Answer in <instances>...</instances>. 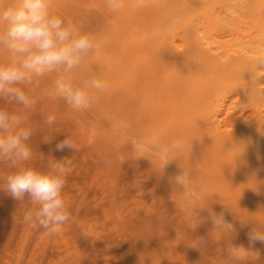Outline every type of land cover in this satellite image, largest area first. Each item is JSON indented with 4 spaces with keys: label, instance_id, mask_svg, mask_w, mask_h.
Segmentation results:
<instances>
[{
    "label": "rangeland",
    "instance_id": "rangeland-1",
    "mask_svg": "<svg viewBox=\"0 0 264 264\" xmlns=\"http://www.w3.org/2000/svg\"><path fill=\"white\" fill-rule=\"evenodd\" d=\"M8 2L0 0V5ZM50 11L75 29L92 34L98 45L64 76L65 82L79 86L85 79L97 78L107 81L109 87L103 92L90 90L97 97L95 102L73 110L63 100L45 95L57 79L51 75L38 87L25 88L37 101L33 108L0 101V108L23 116L34 129L29 166L44 170L52 159L73 160L62 191L71 219L52 235L24 222L25 212L36 206L27 196L16 201L4 191L5 179L13 169L0 163V264H246L251 259L249 254L244 261L235 260L231 246L258 252L261 261L254 264H264V242L250 240L253 230L264 232V204L204 199L219 192L238 195L224 178L223 165L244 151L225 143L223 151L222 142L212 143L208 134L215 117L211 115L217 113L216 119L227 133L254 121L262 107L264 111V79L254 84L258 76L264 78V63L255 76L245 75V71L219 81L211 95L198 98L205 99L199 105L179 106L172 101L180 95L176 74L184 61H189L193 73L189 78L195 81L201 63L195 60L202 57L197 50L200 42L225 45L235 55L247 54L264 62V0H122L117 11L110 10L106 0H50ZM7 60L8 53L0 52V64ZM168 82L173 84L168 86ZM255 89L262 90L258 93L262 96ZM165 97H169L171 109ZM203 105H208L206 111H201ZM204 114L210 116L207 122ZM49 117L51 124L47 123ZM122 131L127 132L126 138L121 137ZM67 137L78 150L57 151L56 145ZM153 137L165 145L179 138L183 147L170 154L165 164L158 155L140 157L128 142L148 143ZM216 158L228 159L219 166ZM181 174L187 189L170 182ZM195 176L205 181L199 183ZM211 176L215 178L207 180ZM191 207L208 209L200 213L194 230ZM221 211L233 225L228 233L211 221V214ZM201 237L206 246L197 243Z\"/></svg>",
    "mask_w": 264,
    "mask_h": 264
},
{
    "label": "clouds",
    "instance_id": "clouds-1",
    "mask_svg": "<svg viewBox=\"0 0 264 264\" xmlns=\"http://www.w3.org/2000/svg\"><path fill=\"white\" fill-rule=\"evenodd\" d=\"M106 5L110 10L117 11L122 6V0H106ZM97 48L92 34L75 29L50 11V0H9L6 5H0V52L8 53L7 63L0 64V101L31 109L37 101L25 88L38 87L44 77L55 75L54 87L45 95L50 99L63 100L73 110L90 107L97 99L90 95V90H107V81L90 78L76 86L65 82L64 76ZM47 123H53V119L49 117ZM33 135L34 129L26 118L0 108V163L13 169L5 179L4 191L16 201H22L27 196L36 206L34 210L25 212V223L44 229L48 235L57 234L71 219L62 191L66 177L72 171L73 160L52 159L44 170L29 166ZM120 135L126 138L128 134L122 131ZM128 142L140 157L158 155L165 160V164L170 154L183 147V141L179 138L167 145L156 137L148 143L136 139H129ZM65 148L78 150L69 137L56 145L57 151ZM170 182L188 188L184 174L175 176ZM204 210L208 209L191 207V215L196 220L191 229H195L198 217ZM211 221L226 233L233 228L223 211L211 214ZM250 240L264 242V232L253 230ZM197 243L201 247L206 246L202 237ZM249 254L252 264L261 261L258 252L252 253L243 246H231L230 255L237 261H244Z\"/></svg>",
    "mask_w": 264,
    "mask_h": 264
},
{
    "label": "bare ground",
    "instance_id": "bare-ground-1",
    "mask_svg": "<svg viewBox=\"0 0 264 264\" xmlns=\"http://www.w3.org/2000/svg\"><path fill=\"white\" fill-rule=\"evenodd\" d=\"M197 3L198 2H196L195 5H197ZM186 12H185V14H186ZM190 15L191 14H188V16H190ZM207 19L208 18H206V20ZM192 21H194V20H192ZM184 26H186V25H184ZM187 26H188V24H187ZM191 26H192V24H191ZM188 28H189V26H188ZM212 28H214V27L212 26ZM190 30H192V29L190 28ZM199 34H198V36H199ZM203 34H204V32H203ZM203 37H205V36H203ZM173 40H174V38H173ZM175 40H177V39H175ZM166 42H167V40H166ZM161 44H163V43L161 42ZM199 44H201V47L199 46V49H197V50L202 52V57H200L201 60L200 59L195 60L196 62H198V60H199V63L201 62L200 64H197V66L199 68L197 69V73L195 74V76H196L195 81L191 82L190 78H189L191 76V74L193 75V73H191L192 70L190 69L189 61H184L181 64L180 72L176 74V78H177L176 80L178 81L177 83H178V86L180 87L179 88V94L180 95L176 99L172 98L173 100L171 99V95H170V99L175 104H177L179 106L181 105V103H187L188 105L190 104V106H196L197 103L199 105V102H200L201 99H198V98H200V97L202 98L204 96L208 97V95H211L212 91H214V89L217 87V83L219 81L223 80L226 77H229L230 74H232V73H233V75L236 74V73L243 74L245 71H246L245 75L247 74V75L255 76V75H257L256 74V70L264 63V62H262L259 59H256L254 57L248 56L247 54L238 53V54L235 55V54L232 53L231 49L229 47L225 46V45H213V46L212 45H204L202 42H200ZM207 44H209V43H207ZM249 44L247 43V45H249ZM164 46H165V44L163 45V48H164ZM194 46H196L195 43H194V45L192 44L193 49H194ZM189 49H191V48H189ZM195 50H196V47H195ZM173 51H176V50H174V47H173ZM189 51L191 52V50H189ZM193 52H194V50H193ZM155 53H156V51H155ZM166 54H168V53H166ZM174 54H175V52H174ZM193 58H195V57H193ZM196 58H197V54H196ZM150 61H152V60H150ZM177 69L179 70V68H177ZM263 79L264 78L262 76H258L256 79H254V84H258L259 81H262ZM169 84L170 83L168 82V86H169ZM171 84H173V82ZM173 90L175 92V89H173ZM172 91H170V92H172ZM257 91L258 90H256V93L258 95V93L261 92L262 90L259 91V92H257ZM174 92H173V94H174ZM207 93H208V95H207ZM164 94H165V96L168 95L167 92H164ZM194 95H196V97L194 99H190ZM260 96H262V94L258 95V97H260ZM254 98H256V97H254ZM168 100H169V97H168V99L167 98L165 99L166 102H168ZM209 100H210V98H209ZM201 101L203 103L205 101V99H204V101L203 100H201ZM263 101H264V98H263ZM258 102H259V100H258ZM170 104H171V102L170 103L168 102L167 105H170ZM200 105L202 107L201 103H200ZM181 106H183V105H181ZM203 106H204V110L201 108L202 109L201 111H206V108H207L208 105H203ZM166 107L168 108L167 112L169 114V106H166ZM172 107H174V106H172ZM145 108H148V107L145 106ZM157 108L158 107L154 108L155 112H156ZM180 108H179V110H180ZM152 109L149 110V111H152ZM154 109H153V111H154ZM161 109L162 108H160V110ZM170 109H171V105H170ZM173 110L175 111V108ZM258 110H259V108H258ZM262 110H263V107H262ZM262 110L257 112L256 118L254 119V121L250 122L249 125L236 130L235 133H227V132H225L222 129L221 121H217V119H216V117H217L216 116L217 115L216 112L213 115H211V118L215 117L214 120H213V123H212V121L211 122L209 121L210 123H212L214 125L213 130L211 129V132H212L211 135L213 137L211 138V135L208 134V137L210 136V139H211L212 143H213V141L216 144L219 143V142H222V146L220 145V147H222L223 151H224V146H226L225 144H228L229 147L230 148H234V150L236 148H237V150L240 148L239 149L240 151H241V149H243L244 153L242 152L243 154L239 155L240 157L232 158L230 161L227 160L228 158H225V159L224 158H219V159H217L218 158L217 157L216 158V162H215V165H216L217 160H218V164L220 166V162H224V161L227 160L226 161L227 162L226 165H225V162H224L225 166L223 165V168L225 167V171L224 172H226V174H227L226 175L227 177H224V178L225 179H227V178L229 179V183L231 182L230 183L231 184V188L233 187L237 191L238 195L237 196H230V195L221 194L219 192V195H214V193H213V195L210 194L209 197L206 196L204 198L205 200H207V201H209V200H212V201L213 200H216V201L219 200V201H223V202L224 201H230V200H233V201L244 200L247 203L250 202V203H253L254 205L255 204L256 205H263L264 204V113H263L264 111L262 112ZM157 111H159V109H157ZM186 111H188V110H186ZM189 111H190V109H189ZM191 111H192V109H191ZM163 112H165V110ZM170 112H171V110H170ZM161 113L162 112H160V114ZM183 113H184V111H183ZM34 114H35V112H34ZM165 114H166V112H165ZM152 115H153V112H152ZM156 115L160 118L159 112H156ZM180 115H181V113H180ZM198 116H199V114H198ZM212 116H214V117H212ZM158 117H155L156 118L155 121L156 120L158 121ZM183 117H185V115ZM207 117H210L209 114H204L202 116V118H206V122H207V120H210L209 118L207 119ZM161 119L162 118H160V121H161ZM239 119H241V118L239 117ZM151 120H153L152 116H151ZM192 120L193 119H191V121ZM201 120H200V124H201ZM187 121H188V119H187ZM193 122H194L193 124H196L195 120ZM201 126L203 127L204 125L201 124ZM196 129H197V127H196ZM205 130L207 131L208 128L205 129ZM199 135H201V132H200ZM204 135H205V133H204ZM202 137H203V135H202ZM208 137H206L207 140H209ZM205 141H206V139H205ZM223 143H225V144H223ZM228 145H227V147H228ZM218 147H219V145H218ZM210 153L213 154V152H210ZM200 156H202V155H200ZM212 157H211V159H212ZM214 158H215V156H214ZM199 162L201 163L200 160H199ZM202 162L204 163V159L202 160ZM205 164H206V160H205ZM208 164L211 166L212 162L208 163ZM219 166H216L217 168L215 167L216 170H218V168H220ZM204 168L206 169V167H204ZM211 168H212V166H211ZM221 168H222V166H221ZM198 171H200V170H198ZM213 172H214V170H213ZM218 172H219V170L216 172L217 175H219ZM198 174L200 175V173H198ZM198 174H197V176H198ZM197 176H195V177H196L197 180L200 181L199 183H202L203 181H205V179H203V178L198 179L199 177L197 178ZM221 177H222V175H221ZM213 178H215V177L214 176H211V178L207 177V180L210 181ZM218 180L219 179L217 178V181ZM221 180H222V178H221ZM225 181H227V180H225ZM210 184H212V183H210ZM203 185H204V183H203ZM215 185H216V183H215ZM226 185H227V183H226ZM227 186H229V185H227ZM221 188L223 189V187H221ZM231 188H230V190H231ZM224 191L227 194L225 189H224ZM253 192H255V193H253ZM216 193H218V192H216ZM222 193H223V191H222ZM233 193H234V191H233ZM231 195H232V193H231ZM201 196H203V195H200V197ZM242 205H246V203L242 204ZM247 205H249V203ZM238 210L240 211V209H238Z\"/></svg>",
    "mask_w": 264,
    "mask_h": 264
}]
</instances>
